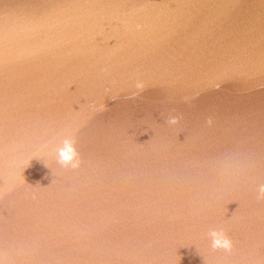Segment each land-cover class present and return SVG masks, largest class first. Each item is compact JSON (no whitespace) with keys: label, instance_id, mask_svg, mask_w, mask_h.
Listing matches in <instances>:
<instances>
[{"label":"water","instance_id":"1","mask_svg":"<svg viewBox=\"0 0 264 264\" xmlns=\"http://www.w3.org/2000/svg\"><path fill=\"white\" fill-rule=\"evenodd\" d=\"M261 184L264 0H0V264H264Z\"/></svg>","mask_w":264,"mask_h":264},{"label":"clouds","instance_id":"2","mask_svg":"<svg viewBox=\"0 0 264 264\" xmlns=\"http://www.w3.org/2000/svg\"><path fill=\"white\" fill-rule=\"evenodd\" d=\"M136 87L140 90L144 89V85L142 83H138ZM169 123L172 125H176L179 123V119L173 117L169 120ZM208 123H212L211 119H209ZM55 153L57 162L62 167H70L72 169H79L81 167L82 160L80 159V153L77 150L76 141L74 139H64L62 146L55 149ZM45 165L47 166V164ZM258 193V199L264 200V184L259 185ZM208 235L211 238V247L214 250H225L228 252H231L233 250V241L224 230L213 229L209 232Z\"/></svg>","mask_w":264,"mask_h":264}]
</instances>
